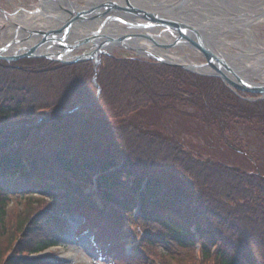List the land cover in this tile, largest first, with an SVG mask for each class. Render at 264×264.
Returning <instances> with one entry per match:
<instances>
[{
  "label": "trees",
  "instance_id": "16d2710c",
  "mask_svg": "<svg viewBox=\"0 0 264 264\" xmlns=\"http://www.w3.org/2000/svg\"><path fill=\"white\" fill-rule=\"evenodd\" d=\"M241 95L220 78L134 56H102L97 68L0 61V226L14 195L48 203L18 243L22 257L1 253L0 264H62L40 254L62 244L76 217L77 236L89 233L98 253L120 257L127 239L136 251L127 228L136 211L159 229L146 228L145 240L165 252L198 247L200 264H264V166L203 154L178 126L194 123L221 150L254 160L232 140L242 128L260 142L264 100Z\"/></svg>",
  "mask_w": 264,
  "mask_h": 264
},
{
  "label": "rangeland",
  "instance_id": "374dc122",
  "mask_svg": "<svg viewBox=\"0 0 264 264\" xmlns=\"http://www.w3.org/2000/svg\"><path fill=\"white\" fill-rule=\"evenodd\" d=\"M44 1L46 0H0V10L2 9L5 13H8L10 15H16L18 11H23L22 13H25L28 18H31L34 16V12L36 11L37 7H41L44 4ZM54 4L55 8H57V11L55 15H60L63 13V8H69L66 6L63 1L64 0H48ZM72 4H74V7H78V9L87 7L89 5H92L93 2H89V0H70ZM106 1V0H104ZM116 1V0H112ZM155 4L154 11H163L160 10L162 8L156 7L160 6L162 2L166 1L167 4L170 2H173L174 4H171V6L174 8L176 13L179 14H185L184 17L181 18V20L187 21L192 23L194 16L191 15V12L195 14V16H204L205 18L208 17H216V15H223L225 17H229V15H234L236 13H239V10H242L243 16H235L236 19L240 18H252V16L247 15V13H253V14H261L262 11H264V0H221L219 2L215 1L216 4L219 3L221 6H215L212 4H207L206 7L202 5L198 6H190L198 4V0H153ZM187 1V3H186ZM119 2V1H116ZM157 2H160V4H157ZM185 2L184 5L188 4L187 7L183 8L184 11L181 13L178 11L180 7L175 9L174 6L181 4ZM190 2V4L188 3ZM221 2V3H220ZM47 3V4H48ZM201 6V8H197ZM156 7V8H155ZM162 7V6H160ZM59 8V9H58ZM159 8V9H157ZM175 13V12H174ZM0 24L4 25V14L0 11ZM66 14V13H63ZM13 15V16H14ZM174 15V14H173ZM212 15V16H211ZM12 16V17H13ZM37 17V16H36ZM123 17V16H122ZM124 19L128 20L125 16ZM253 19V18H252ZM261 22L258 24H253L250 27V32L248 35L244 34L240 24L234 25V27H222L220 34L221 38H219L217 41H214V44L220 46L222 48V51L229 54H241L244 51H248L250 54L256 53V57H258V62H261V67L264 68V16L262 15ZM44 20V19H42ZM42 20L36 19L33 21L32 24H35L37 22L41 23ZM106 19H103L105 21ZM50 21V20H49ZM52 21V20H51ZM52 24H47L45 27H56V24L58 25L57 21H52ZM119 24V29L123 28L126 29L125 32H129L127 30V27L123 26V24ZM112 27V26H110ZM109 27V28H110ZM107 28V25H106ZM4 31H7V33H10L9 35H5L0 39L1 47L6 46V44L13 39L16 36H19L21 32H18L17 29L12 26H7ZM79 31H81L80 25L75 27L72 31V37L79 34ZM135 32H137L135 30ZM219 33V31H217ZM216 33V37H220L219 34ZM84 35V34H83ZM82 35V36H83ZM81 36V35H80ZM72 40V39H71ZM19 46V45H18ZM86 46L79 48L78 50H74L71 55L77 56L81 55L88 49ZM15 48V47H14ZM263 51V52H262ZM100 57L106 56V55H112V56H122L123 58L128 56H135L140 57L144 60H155L152 57H148L142 54H139L134 51H129L126 49H123L121 47H109L107 48ZM174 55L179 56L181 58V63L185 64H204L206 61L203 56H201L197 51L193 50L192 48L188 47H178L171 49L169 52H167L168 55ZM187 56L185 59L186 61L182 60V56ZM149 58V59H148ZM35 59V58H34ZM44 60H48L45 58H42ZM168 60V59H167ZM171 60V59H170ZM51 63H59L62 65H72V64H63L57 61H51L48 60ZM95 61V60H94ZM93 63V62H92ZM189 71V70H188ZM193 72H196L198 70H192ZM210 71V69L208 70ZM203 72V71H202ZM199 74H203L201 72H196ZM203 75H210V74H203ZM249 81L255 82V83H263L264 78L261 76H246ZM180 121V120H179ZM180 133L184 134L185 139L187 143L193 147V149L200 151L203 154L212 155L216 158H219L221 160L226 161L229 164H234L238 166H243V168L252 169L255 170L253 167L256 163V166H264V137L260 138V142L258 144L256 143L257 139L261 137V135H258L257 132H253L250 130V133L247 131L241 130L242 128H238L237 132L239 133V138H235L234 136L232 141H240L243 142L242 145L246 147L248 150L250 156L255 160H248L246 161L243 159L244 157L238 153H234L231 151H228L226 149L221 150L219 147L223 146L222 142L218 140V136L212 137L211 135L207 134L206 131L203 129L196 127L194 123L186 122L184 120L181 121V123L178 125ZM237 133V134H238ZM241 133V134H240ZM211 136V137H210ZM254 143V144H253ZM213 145V148L211 146ZM243 163V164H240ZM48 206L47 201L41 200L38 197L31 198L29 194H23L20 196H12L8 202V213L5 221L0 226V254L3 255V260L9 255H19L21 254L17 252V246L18 243L24 238L27 237V232L29 228H31L32 221L35 219V213L41 208H45ZM137 214V211H136ZM78 220V219H77ZM138 223L136 222H129L127 225L128 230L132 232V235L135 238L136 245L138 244V249L136 251L133 249V245L129 243L128 241H120V249L122 252V255L120 254V257L118 255H115V253H111V256L105 255L103 253H98L97 251L93 250L92 244L90 242V235L89 233L81 234L80 241H76L74 238V235L72 234L71 228H76L78 225L77 221H72V225L69 228L66 239L63 244L59 245L56 248H52L47 251L48 255L52 256L54 260H59L62 264H200L201 260L197 257V250H181V249H175L174 253H168L165 252L163 249H161L159 246H156L154 244H151L145 240L146 232L145 229L149 228L152 230V232H157L159 229L152 225L148 224L147 227L145 224H141V221H139V217L137 216ZM127 223V222H126ZM137 225L140 226V228L137 227ZM148 229V230H149ZM153 232V233H154ZM38 238V236H36ZM124 254H128L126 258H123ZM23 255V254H22ZM22 257V256H21ZM30 258H34L35 255H30Z\"/></svg>",
  "mask_w": 264,
  "mask_h": 264
},
{
  "label": "water",
  "instance_id": "95a60500",
  "mask_svg": "<svg viewBox=\"0 0 264 264\" xmlns=\"http://www.w3.org/2000/svg\"><path fill=\"white\" fill-rule=\"evenodd\" d=\"M66 2L69 8L62 9L63 13H66L64 18L55 14L48 16V19L53 22H58L56 27L30 29L16 22H10L9 20V23L6 21L3 22L4 30L7 26L13 25L18 32H21V34L25 33L23 36L25 39L24 41L31 39H37V41L30 47L16 49V47L23 42L20 38L22 35L20 34L14 37L6 46L0 48V60L12 62L26 58H45L51 61L69 64L83 60H94L97 55L103 53L107 48L118 46L129 51L152 57L162 64L191 71L196 69L203 74H210L220 78L234 90L257 94L264 98V82L255 83L240 77L224 55L208 46L203 34L190 22L165 16L161 11L137 7L133 4L132 0H123V3L103 1L96 6L89 5L81 9H78V7L75 8L70 0H66ZM0 11L4 15L8 14L2 9ZM39 12L40 7H37L33 14L38 16ZM109 13L112 14L108 15ZM119 15L129 16L132 20L135 19L136 21L125 20L119 17ZM98 19L102 21L103 19L106 20L102 22L97 30L92 33L84 34L85 36H80V38H72V31L75 27ZM110 23H120L127 27V29L134 31L112 37L103 33L106 29V25L108 28ZM155 29L162 31V34L166 33L167 37H169L166 43H161L156 40L157 36L162 38L164 35L155 36V32H145ZM135 30L137 32H135ZM133 41H140L142 45L146 43L145 45L147 46L143 48L132 47L129 43ZM87 45L90 46H88L87 51L83 54L77 56L71 55L74 50H78L85 46L87 48ZM14 47L15 50H13ZM151 47L164 49L165 51H170L178 47L192 48L203 56L206 62L204 64L189 65L167 60L165 59L167 55L163 58L161 55L151 50ZM207 69H210V71Z\"/></svg>",
  "mask_w": 264,
  "mask_h": 264
},
{
  "label": "bare ground",
  "instance_id": "6f19581e",
  "mask_svg": "<svg viewBox=\"0 0 264 264\" xmlns=\"http://www.w3.org/2000/svg\"><path fill=\"white\" fill-rule=\"evenodd\" d=\"M93 2L92 5H98L101 2H103L104 0H89V2ZM106 1H112V0H106ZM119 2L123 3V0H116ZM215 1L219 2L221 0H198V4L196 5H190V6H198V5H202L204 7H206L207 4H212L215 6H218V4L215 3ZM50 1L46 0L44 1V4L40 7V12L39 15H34L31 18H28V16L25 13H22L23 11H18V13L16 15H8L5 14L4 15V20L8 22V20L10 22H16L17 24H20L26 28H30V29H38V28H43L45 26H47V24H52L51 20L48 19V16L55 14L57 11V8H55L54 4L52 3H48ZM114 2V1H113ZM133 4L137 7H141L143 9H147V10H153L154 6H152L154 3L153 0H132ZM48 3V4H47ZM63 3L67 6V2L66 0L63 1ZM187 3V1H186ZM190 4V2H188ZM221 3V2H220ZM75 4V3H74ZM73 4V6H74ZM157 4H160V2H157ZM171 4H174L173 2H169L167 4L166 1L162 2V4H160V6H156L159 8H162L160 10H163L161 12L164 13L165 16H170L176 19H181L184 17H180L187 15V13H181L183 10V8L187 7L188 4L184 5L185 2L178 4L175 7V9H177L178 7L181 6V8L178 10L181 14H179L178 12L176 13V11L174 10V8L169 7L171 6ZM220 6V5H219ZM155 7V8H156ZM221 7V6H220ZM77 8V7H75ZM157 8V9H159ZM198 9L201 8V6L197 7ZM59 9V8H58ZM175 12V13H174ZM112 13H109L108 15H110ZM174 14V15H173ZM1 15V14H0ZM191 15L194 16L192 24H194L200 31V33L203 34L205 42H207L208 46H210L213 50L217 51L218 53H222L224 55V57L228 60V62L230 63V65L235 69V71L237 72V74L242 77L245 80H248L247 78H245L246 76L252 75V76H261L264 78V68H262L261 66V62H258V57H256V53H249L247 50L242 52L241 54H229V53H225L222 51V48L220 46H218L217 44H214V41H217L219 38H221V36H223L222 34H220L222 27H234V25H238L240 24L239 27H241L240 29H242V31L244 32V34L248 35L250 32V26L251 25H255L258 24L259 22H261V18L262 15L264 16V11L261 12V14H253V13H247V15L252 16V18H240V19H236L235 16H243L242 10H239V13L236 14H232L229 15V17H225L222 14L221 15H216V17H208L205 18L203 15L200 16H195V14H193V12H191ZM2 16V15H1ZM13 16V17H12ZM37 16V17H36ZM60 16L62 18H64L65 14L61 13ZM212 16V15H211ZM119 17L123 18L121 15H119ZM127 19L132 20V18H130L129 16H125ZM47 18V19H46ZM36 19H44L42 20L41 23L37 22L35 24H32L33 21H35ZM124 19V18H123ZM50 20V21H49ZM126 20V19H125ZM132 21H136L135 19H133ZM102 20L98 19L96 21H92V22H86L85 24L80 25L81 31H79V34H77L76 36L72 37V38H80V35L82 36L83 34H88V33H92L95 30L98 29V27L102 24ZM112 26V27H110ZM110 28H106L103 33L109 36H120L124 33V31H126V29H119L117 27H119V24H115V23H110ZM49 27V26H48ZM22 30V29H21ZM129 32L130 31H134V30H130L127 29ZM217 31H219V33H217ZM145 32H155V36L157 35H161L162 31L155 29L153 31H145ZM126 33V32H125ZM159 33V34H157ZM216 33L220 35V37H216ZM10 33H7V31H4V26L0 24V38L2 39V37H4L5 35H9ZM25 34V33H24ZM24 34H21L22 36L20 37L22 39V43L16 47V49H22V48H27L32 46L37 39L33 40H27L24 41ZM164 35V37L159 38L157 36V39L159 42L161 43H166V40L169 39V37H167L166 33H163L162 36ZM85 36V35H83ZM26 38V37H25ZM171 39V38H170ZM146 44V43H145ZM140 41H133L131 43H129L130 46L132 47H136V48H143L144 46H147ZM1 46V43H0ZM15 50V48L13 49ZM151 50H153L154 52H161V54H166L164 49H159V48H155V47H151ZM13 52V51H12ZM158 52V53H159ZM263 52V51H262ZM182 56V60H184V62L186 61V57L185 55H181ZM209 70V69H207ZM249 81V80H248Z\"/></svg>",
  "mask_w": 264,
  "mask_h": 264
}]
</instances>
